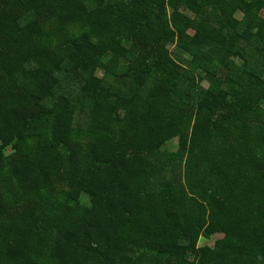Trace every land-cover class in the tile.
<instances>
[{"label": "trees", "instance_id": "obj_1", "mask_svg": "<svg viewBox=\"0 0 264 264\" xmlns=\"http://www.w3.org/2000/svg\"><path fill=\"white\" fill-rule=\"evenodd\" d=\"M0 264H264V0H0Z\"/></svg>", "mask_w": 264, "mask_h": 264}, {"label": "rangeland", "instance_id": "obj_2", "mask_svg": "<svg viewBox=\"0 0 264 264\" xmlns=\"http://www.w3.org/2000/svg\"><path fill=\"white\" fill-rule=\"evenodd\" d=\"M99 73L102 75V72H101V71H100ZM218 238H219V237H216V238H214V239H212V240H210V241L202 240L200 243H201V244H211V245H214V244H215V241H217Z\"/></svg>", "mask_w": 264, "mask_h": 264}]
</instances>
